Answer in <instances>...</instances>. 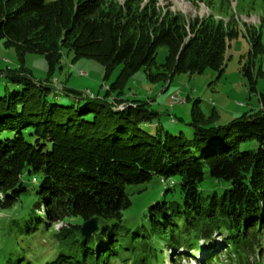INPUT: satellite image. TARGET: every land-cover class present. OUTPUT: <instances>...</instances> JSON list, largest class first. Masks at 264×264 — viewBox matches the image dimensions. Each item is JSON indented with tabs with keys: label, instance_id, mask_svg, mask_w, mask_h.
Wrapping results in <instances>:
<instances>
[{
	"label": "trees",
	"instance_id": "trees-1",
	"mask_svg": "<svg viewBox=\"0 0 264 264\" xmlns=\"http://www.w3.org/2000/svg\"><path fill=\"white\" fill-rule=\"evenodd\" d=\"M136 3L0 0V41L20 60L41 55L50 74L65 51L107 73L121 67L102 99L64 87L58 92L55 82H35L22 68L0 71V211L18 206L21 216L12 221V247L0 264H39V256L25 260L27 242L48 223L72 218L97 219L96 232L84 237L82 224L61 228L58 252L44 264H126L128 255L130 263L164 264L171 250V264H188L200 243L214 251L216 237L221 250L199 264L264 258V96L258 111L224 125L194 105L187 124L169 118L187 129L174 134L149 101L129 102L118 92L119 83L140 69L160 68L149 78L163 81L222 72L226 42L239 31L212 19L189 24ZM162 47L166 55L158 65ZM242 74L251 80L248 67ZM114 103L124 107L116 111ZM155 178L162 184L159 199L139 221L126 218L129 189Z\"/></svg>",
	"mask_w": 264,
	"mask_h": 264
},
{
	"label": "rangeland",
	"instance_id": "rangeland-1",
	"mask_svg": "<svg viewBox=\"0 0 264 264\" xmlns=\"http://www.w3.org/2000/svg\"><path fill=\"white\" fill-rule=\"evenodd\" d=\"M125 1L117 0L120 4H124ZM134 1L139 7L154 5L162 14H178L189 24L197 20L212 19L221 22L225 28H236L239 32L235 39L226 42L222 72L205 70L202 74H175L163 81L149 78L150 74L161 73L158 72L159 67V70L157 67L152 68L150 73L140 69L124 82L119 83L121 87L118 92L122 93L123 100L149 101L147 106L158 113V119L163 128L174 134H178L180 129L187 130L182 122L187 124L190 121L194 105H198V108L205 114L214 112L217 117L215 125H224L232 119L260 109L259 98L261 95L264 96V0ZM250 33L257 37V40L253 42L256 44L255 51L252 49V39L247 37ZM165 55V48H159L156 56L158 65L164 62ZM243 67L249 68L251 80L242 74ZM20 68L35 82L43 80L55 82L58 92L61 87H64L98 99H102L107 94L108 87L117 83L121 71V67L116 66L107 73L99 63L84 58L73 60L71 54L63 51L60 64L48 74L43 56L25 54L20 60L14 49H5L0 41V71H17ZM175 93L182 95L185 102L170 107L169 96ZM110 97L113 98L114 95L110 94ZM129 102H123V104ZM123 104L114 103L112 108L116 107V111L122 110ZM171 117L182 122L171 124L169 122ZM157 123L156 121L155 125ZM148 128L151 130L152 127ZM210 183V180L206 179L203 186L209 188ZM161 189L162 184L158 178L147 184L130 188L129 193H133L131 195L132 206L124 212V216L129 219L134 217L139 221L148 204L159 199L157 195ZM19 209L18 206H14L9 210L0 211V260L3 252H10L6 248L12 247L13 240H11L9 229L14 219H20ZM77 224L83 225L84 223L75 218L48 223L45 229L39 231L32 239V242H27L31 249L28 254L24 255L25 260L39 256V264H44L45 259L54 257L58 252L55 240L60 229ZM18 243L24 246L22 240ZM200 245V253L195 255L194 252L195 258L188 259V264H199V261H203L205 254L210 253L207 255L209 256L212 252L221 250L219 237L215 238L214 251H210L208 246L201 243ZM171 252L172 250L165 252L164 264H171L168 261V258H174ZM131 258H133L132 255L125 257V260H128L126 264H138L137 262L130 263ZM222 263L228 264V262ZM256 264H264V258Z\"/></svg>",
	"mask_w": 264,
	"mask_h": 264
},
{
	"label": "water",
	"instance_id": "water-1",
	"mask_svg": "<svg viewBox=\"0 0 264 264\" xmlns=\"http://www.w3.org/2000/svg\"><path fill=\"white\" fill-rule=\"evenodd\" d=\"M98 221L97 219L89 220L85 222L81 227V233L84 237H89L94 234L97 230Z\"/></svg>",
	"mask_w": 264,
	"mask_h": 264
},
{
	"label": "bare ground",
	"instance_id": "bare-ground-1",
	"mask_svg": "<svg viewBox=\"0 0 264 264\" xmlns=\"http://www.w3.org/2000/svg\"><path fill=\"white\" fill-rule=\"evenodd\" d=\"M175 97H179L180 104H183L185 102V99H184V97L182 95L175 93V94H172V95L169 96V104L173 103V99H175ZM239 106H242V105L239 104Z\"/></svg>",
	"mask_w": 264,
	"mask_h": 264
},
{
	"label": "built area",
	"instance_id": "built-area-1",
	"mask_svg": "<svg viewBox=\"0 0 264 264\" xmlns=\"http://www.w3.org/2000/svg\"><path fill=\"white\" fill-rule=\"evenodd\" d=\"M175 104H180V99H179V97H175V99H173V103H172V104H169V106L171 107V106H173V105H175Z\"/></svg>",
	"mask_w": 264,
	"mask_h": 264
}]
</instances>
